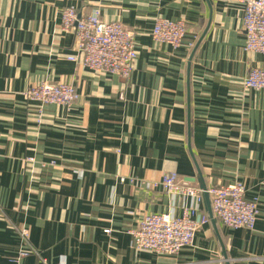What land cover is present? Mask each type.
I'll return each mask as SVG.
<instances>
[{
  "label": "crops",
  "instance_id": "0c3cea01",
  "mask_svg": "<svg viewBox=\"0 0 264 264\" xmlns=\"http://www.w3.org/2000/svg\"><path fill=\"white\" fill-rule=\"evenodd\" d=\"M69 6L135 32L127 78L67 59ZM159 17L184 21L178 48L152 39ZM242 19L236 0H0V264H264V90L242 85L264 53L243 49ZM60 81L79 96L70 107L23 96ZM170 172L201 190L242 182L254 227L223 226L203 193L208 221L191 246L136 250L145 213L182 216L193 204L146 187ZM15 226L38 255L13 260L26 250Z\"/></svg>",
  "mask_w": 264,
  "mask_h": 264
},
{
  "label": "built area",
  "instance_id": "2783aa9c",
  "mask_svg": "<svg viewBox=\"0 0 264 264\" xmlns=\"http://www.w3.org/2000/svg\"><path fill=\"white\" fill-rule=\"evenodd\" d=\"M243 7V30L247 52L264 53V0H236ZM62 29L74 35L75 53L67 59L92 71L114 74L127 78L134 69L137 57L135 32L118 21H105L98 8L88 14H78L75 7L64 8L60 14ZM182 19L159 17L151 29L152 39L173 49L180 46L185 35ZM246 89L264 90V69L250 67L242 80ZM23 96L41 104H56L70 107L78 99L74 87L64 81L42 82L29 85ZM144 183V182H141ZM148 188L160 187L168 195H180L193 199V204L182 216L165 213H145L131 231L132 245L138 251H149L158 255H175L192 245L196 232L208 221L200 211L202 194L210 200L212 215L221 224L231 229H252L258 209L257 201L244 197L245 186L240 181L228 185H216L207 189H196L182 184L176 173L162 175L159 180L145 183ZM26 243L13 259L20 260L28 254H37L30 246L29 234L24 227H14ZM109 232V229L105 230Z\"/></svg>",
  "mask_w": 264,
  "mask_h": 264
}]
</instances>
